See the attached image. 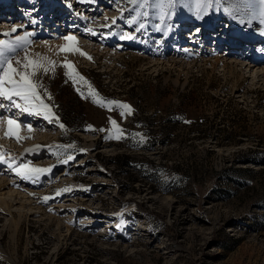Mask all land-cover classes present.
Listing matches in <instances>:
<instances>
[{
  "label": "rangeland",
  "instance_id": "obj_1",
  "mask_svg": "<svg viewBox=\"0 0 264 264\" xmlns=\"http://www.w3.org/2000/svg\"><path fill=\"white\" fill-rule=\"evenodd\" d=\"M37 1L57 16L73 10V22L60 29L43 24ZM91 1L0 0L26 7H14L19 15L12 18L11 9L0 11V41L25 38L18 55L4 54L22 59L26 50L43 58L49 71L38 78L52 96L45 102L58 106L53 111L65 126L0 109L3 116L14 113L24 137L7 138L6 119L0 123L4 159L51 168L32 182L0 162V187L11 182L1 195L10 211L0 213V264H264V79L248 51L226 44L233 32L222 31L232 26L264 38L259 5L212 0L197 9L196 0H176L162 25L155 0L145 8L100 0L93 13ZM134 10L148 12L140 17L145 29L129 23ZM188 22L192 27L184 29ZM210 26L220 36L206 43ZM129 33L135 38L121 39ZM69 35L80 52L60 51ZM258 39L249 38L264 52ZM215 54L227 59L215 62ZM227 60L230 69L222 64ZM67 62L83 80L65 74ZM100 98L132 111L121 116L115 105L93 102ZM122 156L134 167L121 166ZM251 157L262 162H246Z\"/></svg>",
  "mask_w": 264,
  "mask_h": 264
},
{
  "label": "snow or ice",
  "instance_id": "obj_2",
  "mask_svg": "<svg viewBox=\"0 0 264 264\" xmlns=\"http://www.w3.org/2000/svg\"><path fill=\"white\" fill-rule=\"evenodd\" d=\"M81 2H86V0H81ZM130 3L137 6V8H145L149 4V0H129ZM250 7L253 4L259 5V14L261 18H264V0H245ZM212 0H196L197 9L210 7ZM176 0H155V7L159 9V21L163 25L166 21V18H170L171 9H174ZM135 11V10H134ZM199 15V14H198ZM148 16V12L135 11V14L130 18L129 23L136 24L137 31L143 30L147 25L143 22H140V17ZM202 18V17H199ZM114 22V21H113ZM18 29L13 28L12 31L16 32ZM5 35H11V33H5ZM135 37L129 33L121 36V39H134ZM65 41L70 42L66 47H62L60 51H77L80 52L78 47L74 48L71 42L76 41L75 36H65L63 37ZM22 41H25L24 37H17L15 44L6 41H0V109H4L5 112L11 113L12 109H16L21 113L43 116L44 119L48 120L49 123H58L59 117L56 116L53 111L54 107H58L51 103H46L45 100L51 101L52 96L47 92V89L44 88V85L40 82L38 78V73L47 74L49 67L42 62V59H33L30 57L29 53L25 50L24 56L22 59H17L15 56H6L5 50H11L14 53H17V49L23 48ZM82 55H86L82 53ZM91 59V57H88ZM47 65L55 67V61L47 60ZM63 67L69 69L65 74L69 78H73V75L79 77L83 80L82 76H79V73L76 72L74 65L71 62L62 64ZM42 90V91H41ZM83 96V93H81ZM99 94L97 93L96 96ZM86 98V97H85ZM7 101V104L4 102ZM94 103H100V106H112L115 105L117 108L121 109V116H124L126 113L124 110H128V113L132 111L131 106L121 103L115 100L103 101V98L99 100L94 99ZM6 119L8 130L6 132L7 138H15L17 141L24 139L21 137L19 132L21 129V123L14 118V113L12 115L3 116L0 115V123H3ZM110 123L117 129L118 132L123 133V129L119 128L117 122L113 119H110ZM60 128H65L62 123H58ZM28 130L33 131L31 125H27ZM87 130L90 131H105L104 129H94L91 125L88 126ZM110 138V137H106ZM143 138L141 137V140ZM37 148L40 146H36ZM63 147V146H59ZM71 147V146H69ZM31 151V149L26 150ZM68 160L73 159L72 156L67 157ZM0 162L6 163L9 165L11 170L16 173L21 179L31 180L36 182V177L39 174L49 173L51 168H35L30 167L28 163H21L16 166H13L9 161L4 159V154L0 152ZM67 162V161H65ZM65 189L64 191H67ZM60 194V191H57V195ZM48 198L46 197L45 200Z\"/></svg>",
  "mask_w": 264,
  "mask_h": 264
},
{
  "label": "bare ground",
  "instance_id": "obj_3",
  "mask_svg": "<svg viewBox=\"0 0 264 264\" xmlns=\"http://www.w3.org/2000/svg\"><path fill=\"white\" fill-rule=\"evenodd\" d=\"M38 3H39V1H37V5H36V8L34 10L37 11L38 10V7L40 6L38 13L39 14H40V12L42 13L41 14L42 15V20L41 21H42L43 24H47L49 26L55 25L54 27L55 28L57 27V29H60V27H62L63 25L69 26V25H67V23L69 21H71L70 17L73 16L72 15L73 14V10L69 11L70 13L67 10V11H65L64 15L57 16L56 15L57 13H56V10H55L54 7L51 10H47V9H45V5L44 4H42V3H39L38 4ZM91 3H92L91 6H89V7H92L91 13H93L100 6V4H102L100 2V0H92ZM11 7H13V8H11V10H9L10 11L9 14H12L14 17H18V15H19V12L16 11V9L14 7H16L18 10H20V9H25L26 10V7H21V6H11ZM2 10L3 9H0V11H2ZM6 10H7V8H6ZM45 10H47V11H45ZM45 12L48 13L47 16H46V13ZM71 22H73V21H71ZM190 23H192V22H188V26H185L184 29H186V27H192V24H190ZM226 23H227V26H228L229 25V21H226ZM76 27H78V26H76ZM210 27H211L210 28L211 29L210 32L207 35L205 34L206 36L203 39V41H205L206 43H209L208 42L209 41V38L208 37H210V35L213 34V35H217V36L219 35L220 36L219 32L215 30L216 28H214L213 26H210ZM224 29L229 30V31H227L228 33L233 32V33H231L232 34L231 35L232 37L230 38V36L227 35V37H226L227 40H225V41H227L233 49H237L238 52H243V54H245L248 51L246 57L249 56L250 58H253L255 60L253 62H255L258 66H254V67L257 68L256 69L257 70V73H260V75H262L263 76V79H264V64H263V66L261 65V63H264V53L263 52H259L258 49L256 50L252 42L251 43L250 42L249 43H246V45H244V42H246L244 40H243V43H239V42L238 43H235V40H237L235 38L236 36L238 38H240L241 40H242V38L245 39V40L248 39V38H250V39H258V37L257 38H253L251 35H250L251 37L250 36H248V37L243 36L242 33L236 32V30H234V28L232 26L223 28V30H222L223 32L225 31ZM190 31L191 30L183 31V32L190 33ZM205 33H206V30H205ZM177 36H179V34H177ZM192 36H193L194 39L199 38V36H197L196 34H193ZM177 39H180L182 41V39L180 37H177ZM257 43L259 45L258 47H262L263 48V46H264V38H259L258 41H257ZM251 45H253V47H254V48H252V50H250ZM230 46H229V48H230ZM235 52L236 51L234 50L233 53H235ZM215 55H216L215 62H221V60L224 59L223 57H225V55L224 56L223 55L220 56V54H215ZM241 57H243V55H241ZM228 61L229 60H227L226 63L225 62L222 63L226 69H230V67H232L231 66L232 64L230 65V63H228ZM241 63L244 64L245 67H249V65H250L249 64V61L247 62V64H245L244 61L241 62ZM21 114H23V113H21ZM26 115H23V116L21 115L23 117V120H25V118L27 117ZM10 184H11V182H3V184H1V187H0V192H1L0 193V200H1L0 201V213H5L7 211H10L9 210L10 209V202L7 201V200H4V198H1V195H3V194L6 193L3 190L5 189V187H9ZM12 214H13V212H12ZM17 224H18V222H16V227L18 226Z\"/></svg>",
  "mask_w": 264,
  "mask_h": 264
},
{
  "label": "trees",
  "instance_id": "obj_4",
  "mask_svg": "<svg viewBox=\"0 0 264 264\" xmlns=\"http://www.w3.org/2000/svg\"><path fill=\"white\" fill-rule=\"evenodd\" d=\"M167 143V142H166ZM146 148H151V145L148 144L146 146ZM130 158L128 159V156H122V162L120 163L121 166H124V167H129V166H133V164L129 161ZM246 162H251V163H254V164H260L262 161L260 159L257 158H254V157H251L249 159H246ZM134 167V166H133ZM231 170V168L229 169ZM233 171H238V173L240 174H243L245 173V171H241L240 169H234ZM247 171H251V169H247ZM236 175L240 176L239 174L236 173ZM182 176V177H181ZM180 178H179V181H184L185 180V177L183 178V175H181ZM152 180V179H151ZM229 180H231L234 184L236 185H239V184H244L243 180H241L240 178H236V177H231ZM153 181V180H152Z\"/></svg>",
  "mask_w": 264,
  "mask_h": 264
}]
</instances>
